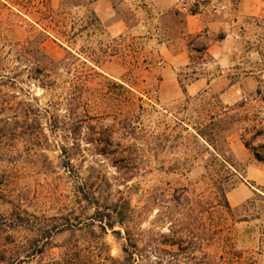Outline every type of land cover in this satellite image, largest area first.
<instances>
[{"label":"rangeland","instance_id":"374dc122","mask_svg":"<svg viewBox=\"0 0 264 264\" xmlns=\"http://www.w3.org/2000/svg\"><path fill=\"white\" fill-rule=\"evenodd\" d=\"M238 1L0 0V119L59 115L0 129V242L26 237L12 228L19 214L89 222L124 197L128 227L140 246L167 249L166 264H264V161L244 144L264 143L253 139L264 128V5L245 17ZM191 9L237 19L229 37L208 34L227 38L230 66L189 46ZM48 57L66 64L50 72ZM223 70V84L188 90ZM106 241L122 257L110 229Z\"/></svg>","mask_w":264,"mask_h":264},{"label":"trees","instance_id":"16d2710c","mask_svg":"<svg viewBox=\"0 0 264 264\" xmlns=\"http://www.w3.org/2000/svg\"><path fill=\"white\" fill-rule=\"evenodd\" d=\"M191 14H196L195 9L190 10ZM197 42L196 45L194 43ZM212 41L208 38V33L204 35L199 32L192 35V39L189 41V46L200 54L199 57L205 58V60H214L209 54L208 49ZM53 64L52 68L48 70L52 72L56 69L57 64H66L64 59H52L48 57ZM190 58H192L190 56ZM55 66V67H54ZM62 66V65H61ZM191 68V65H188ZM197 69H193L191 75H196ZM48 71V72H49ZM197 77L190 80L197 79ZM182 90L186 91V84L183 83L181 78L179 79ZM45 84V83H43ZM46 86V85H42ZM22 118L15 119H0V129L6 131H14L19 125L30 126V121H39L40 118L46 120L54 119L59 120V115L49 113L45 110L42 115H32L30 111L24 113ZM37 117V119H36ZM59 122V121H58ZM63 123H66L63 121ZM258 136L264 137V128L258 130L253 139ZM245 146L249 148L255 157L264 161V143L259 145H253L251 141H245ZM66 150V149H65ZM2 152L0 151V154ZM69 157V156H68ZM222 195L225 197V193L222 190ZM107 211H100L99 209L93 212L88 218L89 222H68V223H52L46 224L36 221L34 219L23 217L19 214L14 220L13 227L15 230L24 231L26 237L21 240H13L11 242H0V264H166L167 257L164 253L167 249L161 247L158 242L153 244H146V246H140L139 240L135 234L130 230L127 223L130 220L131 207L130 200L122 198L121 200L109 203L106 205ZM123 207V208H121ZM229 208V207H228ZM63 217H52V220H59ZM106 219V221H104ZM120 227L116 229V227ZM108 229L112 234L121 241L122 257L117 258L111 254V248L106 241V235ZM67 233L69 236L62 242L52 241L53 236ZM160 236L163 241L161 244H176L169 243L168 236L165 233H161ZM153 253L156 259H152ZM163 253V254H162ZM145 262V263H144Z\"/></svg>","mask_w":264,"mask_h":264},{"label":"crops","instance_id":"0c3cea01","mask_svg":"<svg viewBox=\"0 0 264 264\" xmlns=\"http://www.w3.org/2000/svg\"><path fill=\"white\" fill-rule=\"evenodd\" d=\"M264 5V0H239L238 1V15L245 17H252L259 14V11ZM186 25L184 26L182 35L184 34H194L198 32L205 31L208 34L211 32H228L226 37H229L232 32V28L238 23L237 19L232 21H224L221 18H206L204 12H198L196 14H187L186 15ZM224 40H219L216 44L212 43L208 49L209 54L216 60V63L221 68H226L231 65L230 54H227L224 50L225 42ZM186 51H182L179 54H176L175 57L179 60V65H187L188 59L186 58ZM229 70V69H228ZM225 71H222L218 77L214 78L211 81H208L206 78L200 77L192 81L188 85V90H200L208 86H216L217 84H223L225 82L226 76L224 75ZM230 83V80H228ZM235 84H232L229 89L234 87Z\"/></svg>","mask_w":264,"mask_h":264}]
</instances>
